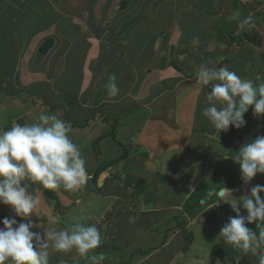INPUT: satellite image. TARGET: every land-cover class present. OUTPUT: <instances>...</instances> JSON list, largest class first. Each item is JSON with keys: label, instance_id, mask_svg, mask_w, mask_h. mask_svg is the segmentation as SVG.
<instances>
[{"label": "crops", "instance_id": "crops-1", "mask_svg": "<svg viewBox=\"0 0 264 264\" xmlns=\"http://www.w3.org/2000/svg\"><path fill=\"white\" fill-rule=\"evenodd\" d=\"M24 1L26 0H0V70L5 67L6 71L9 72L6 75L0 71L2 80L0 81V108L3 110L9 109L15 105L13 101L20 99L22 101L27 99L22 105L26 106L30 99L35 101L34 97L37 93L39 96H43L44 103H47V95L40 94L38 87L32 89V86L36 84L50 85V94H57L64 102L60 111H62L65 118H69L67 121L72 125V134L76 135L75 139L81 140L83 131H88L90 139L96 141L100 138H105L103 135L106 132L99 136L91 135L97 129L93 124L88 123L85 127L81 126L83 119L87 117L89 122L102 115L103 118L100 119V122L107 124V120H105L107 114L111 117L117 115L119 120L122 118L123 122L131 124L132 113L130 112L136 110V108L132 107L145 106L150 108L158 100L165 99L172 100L165 112L166 115L159 119L158 114L160 113L155 115L154 112L152 121H162L170 130H175L172 129L169 121L176 116L179 124L182 123L187 127L190 125L189 128L191 129V125L196 118L198 106L200 103H207L201 97L204 88L197 81L198 67L201 63H208L210 66V63L215 62L216 65L219 64L218 67H222V64L227 65L238 76H240L238 71L240 68H251L253 70V67L260 66L259 72L253 71V74H256V80L264 83V80H261L263 78L261 71L264 69V64L262 66L264 48L258 47L256 45V37L252 36L251 42H240L242 46L247 48L249 53L244 54V51L238 49V51H233V53L238 52L243 56L233 54L235 59L229 57L227 53L229 40L227 33H220L222 31L218 25L216 23L213 24V18H215L213 13L215 9L212 7L213 0H207L201 4L192 0L193 3L186 2L181 7L178 6L176 0H165L167 4L163 10L169 12V19L166 25L168 26L167 31L162 32L165 39H159L161 34L157 36L155 41L150 43L149 52L147 36L134 38L132 33L133 28L137 24H141V16L145 15L143 10L145 9L146 0H129L127 7L123 9L120 8V0H28L25 11H23L22 4ZM196 4L201 5L203 9L201 10L202 12L193 17L192 14L195 8L198 7ZM175 7L177 12L174 11ZM209 9L212 11H209ZM16 10L20 12L19 15H17ZM188 11L191 13L190 17L187 15ZM206 13L210 22L205 23L203 28H198V30L192 32L191 37H187V28L196 26V22L193 19L200 21V19L206 18ZM219 15L220 13H218ZM62 21H68V25L63 24ZM17 23L18 26H16ZM65 29H70L71 33H68L70 40L63 48L60 44ZM241 29L239 30L241 31ZM122 32H126L128 36H122ZM218 33L220 34L218 35ZM153 35L154 33H149V36ZM6 37L13 40V43L7 47L2 42ZM47 37H52V46L46 53L39 52L38 60L40 56H43L41 58L42 62L47 59L49 61L48 64L44 63L41 70L37 69L35 66H38L40 59L39 62L37 60L34 64L30 66L27 64L26 66L25 62H23L24 59L28 60L26 56L30 54L31 56L29 57L32 60V56L36 52L35 47L37 48ZM35 40L39 44H36ZM134 47L137 48L136 52L134 50L135 53L131 49ZM231 53L229 52V54ZM70 55L71 58L67 62L71 61V63L68 64L66 60ZM156 56L162 57L157 62L152 63L151 61ZM56 60H58V63L55 62ZM26 62L28 63V61ZM76 66L80 68L81 74L76 81H67L68 88L66 87L62 90L60 80L63 78L65 81L69 68H75ZM16 75H18V78H16ZM113 75L116 77V83L119 88V92L115 96L110 95L107 88L109 77ZM240 77L243 79V76ZM12 84L13 87H8V85ZM156 84L160 85L158 89H155ZM21 87L22 89L26 88V90L21 91ZM19 91L22 92V96L24 95L23 98ZM74 104L78 105V109H71ZM103 104L105 108L102 109ZM103 111L107 112V114L105 115ZM125 115H127L126 117L130 116L124 119ZM0 118H3V115ZM147 119L149 120V116L135 119V121L142 122V124L136 130L132 129L130 125V131L132 132L127 133V137L140 132ZM244 119L247 122L246 126L243 127L244 133L247 134L246 130L249 127L257 133V136H261L252 125L254 124L253 122L257 120L263 121L264 119H254L251 122V120L246 118V115ZM1 122H4L3 127L0 126L1 129L10 130L8 129L9 124L12 126L14 123L24 124L28 122V112L15 113L10 122L0 120ZM196 124L197 127L198 123ZM243 128L235 129L238 137L235 145L238 150L244 144L242 138ZM230 130H233V128ZM200 133L204 134L201 130ZM199 135L206 148H209L210 139L218 141L224 149L223 156H227L228 146L227 143H223L219 130H210L208 138L201 134ZM80 142L77 145L81 146ZM186 145L189 147L188 140ZM139 150L141 149L134 151L137 152L135 156L140 154L138 157L133 155L129 156V158H141L142 161L139 165L144 167H142L141 171L132 170L135 175L137 174L133 177L145 176L144 174L155 172L146 168L147 158L143 159L141 156L142 151ZM121 172L125 174L127 169H123ZM111 177H106L104 184L107 180H110L108 184H111ZM115 186L116 183L107 191H99L100 194L98 195L100 197L109 196L110 193L106 194V192H110ZM42 189V186H35L34 189L30 188L35 194L39 191L38 196L40 194L43 196L44 192ZM63 190L61 188L56 191L59 196L63 195L65 200L83 201L84 196L75 198L74 194L76 192H74L73 196L71 192L69 197L72 200L69 199ZM126 191L131 193L130 189ZM189 192L190 189L187 193L185 192V197H187ZM143 195L145 197V193ZM128 197V199L122 197L106 208L109 205L108 203L102 213L104 218L102 221H105V219H109L110 210L114 207L117 208L118 217L115 218V221H112L110 236L109 232L105 235L106 238L108 237L109 243L114 248H118L120 253L116 257H121L122 264H126L124 263L125 261H127V264H164L162 260L159 261L160 263L155 260V257L158 258L160 255V257H164L165 264H180L182 256H179V254L183 253L180 251L179 246L173 248L176 237H170L167 243L158 244V242L154 248L147 246L146 251H143L142 247L147 242L144 237L145 233L161 220L160 218L155 219L153 215H148V213L170 212L172 205L169 204V207L163 210L152 205L147 206L149 202H146L141 195L137 199L133 198L132 195ZM184 202H186L184 199H175L173 201L175 209L184 204ZM51 204L54 206L53 203ZM184 213H186V210ZM132 234L137 235V238H134ZM151 240L152 237L149 238L147 245ZM129 243L137 248L140 245L139 250L141 252L137 259H133L132 249L130 248L127 252H131L130 255L123 254L129 247L127 245ZM154 253L155 255L152 256ZM72 258L81 260L79 256H72Z\"/></svg>", "mask_w": 264, "mask_h": 264}, {"label": "rangeland", "instance_id": "rangeland-1", "mask_svg": "<svg viewBox=\"0 0 264 264\" xmlns=\"http://www.w3.org/2000/svg\"><path fill=\"white\" fill-rule=\"evenodd\" d=\"M170 1V0H168ZM178 3V6L181 7L186 3L187 0H176ZM179 1V2H178ZM200 3H205L207 0H198ZM214 3L212 4L214 17L213 18V24L216 23L221 30L231 31L239 30L242 28L243 25H246L243 23V21L251 17V23L257 22L258 24H262L264 19V0H213ZM28 3V0L24 1L22 4L23 11H25L26 4ZM167 4V1L165 0H146L144 4V10L145 15L141 16V24H137L132 30V33L134 35V38H138L142 36H147V47L149 52V45L150 43H153L157 36H160L159 39H165L164 34L162 32L167 31L168 26L167 21L169 19V12L167 10H163L165 5ZM177 5V4H176ZM219 9V10H218ZM161 11V12H160ZM174 11H176V7L174 8ZM180 11V10H179ZM178 11V12H179ZM209 11H212L209 9ZM17 15L20 14L18 10H16ZM218 13L220 15L218 16ZM189 11L187 15L190 17ZM197 14L194 11L192 16L195 17ZM229 17H232L233 19L237 20L238 18V24L232 20L229 19ZM243 17H245L243 19ZM198 20V19H197ZM199 21V20H198ZM226 21V24L224 23ZM210 22L208 14L206 13V18L200 19V21L196 24V26L187 28L186 30V36L191 37L192 32H195L202 26L204 27V24ZM63 24L68 25V21H62ZM18 26V23L16 24ZM209 27V26H208ZM162 29V30H161ZM201 29V28H200ZM154 33L153 36H149V33ZM71 33L70 29H65V33L62 35V41L60 46L65 48L66 44L70 40L69 34ZM122 36L127 37L128 34L126 32L121 33ZM5 47L9 46L11 43H13V40L9 37L4 40H2ZM36 44L38 43L36 40L34 41ZM1 43V42H0ZM39 44V43H38ZM242 45V44H241ZM244 49V46H242ZM133 50V53L137 51V48H131ZM36 50V52H35ZM35 54L31 56L30 54L26 57L28 60L24 59L23 62L27 66V64L30 66L31 64H34L38 60L39 57V51L35 47ZM135 50V52H134ZM147 52V53H148ZM248 52V51H247ZM249 53V52H248ZM43 56H40V59ZM162 56H156L155 59H153L151 62H157L159 58ZM71 58V55L67 58ZM39 59V60H40ZM39 60L37 62H39ZM28 61V63L26 62ZM48 60L45 59V62H42V59L38 66H35L37 69L41 70L44 63L48 64ZM58 63V60L55 61ZM68 64L71 63V61L67 62ZM215 65L216 67L219 66V64H215V62L210 63V66ZM22 66V64H21ZM225 66V65H221ZM1 72L4 74H8L9 72L6 71L5 67H2ZM25 71V70H23ZM245 72H247V75L244 77L249 78L252 80L255 84H258L255 79L256 74H253V70L245 69ZM259 72V71H258ZM80 68H69L68 73V81H76L80 75ZM261 76L264 77V69L261 71ZM16 78H18V75H16ZM62 80V79H61ZM0 81L1 78H0ZM40 85V86H39ZM43 84H36L32 86V89H35L38 87V89L43 88ZM8 87H13L12 85H8ZM160 87L159 84L155 85V89H158ZM45 91L44 94L47 95L46 101L47 103H44V100L42 99L43 96H39L38 93L35 95L34 99H30L26 106H22L25 101L16 100L13 101L15 105H13L11 108L3 110L0 108V116L3 115V118H0V120H4L6 122H10L11 119L14 117L15 113H21V112H28V122H34L36 121L41 114H48V115H59L61 118H63L64 114L62 111H60L62 106L64 105V102L62 101V98H59L57 94L53 93L50 94V88L45 84L44 88ZM210 89L204 88L202 90L201 97L206 100V92ZM40 91V90H39ZM21 97L23 98L24 95ZM43 95V93H42ZM51 95V96H50ZM6 100V99H5ZM172 100H158V102H155L150 108L145 106H137L132 107L136 108V110L131 111V124L129 122H123L122 118L119 120V122L114 123V121L110 120V122L103 123L100 122V119H102V115H99L98 118L95 120H90L88 123L93 124L97 129L92 132V136H99L102 133H107L108 135L105 138H100L99 140H93L90 139V134L88 131H83V137L81 140L75 139L74 134L71 132V137L73 139V142L78 144L79 141L81 146L78 145L81 149V152L83 156L86 159V170H87V180L85 184L82 185V188H79L76 191H67L63 190L69 199L72 200V196L74 192L75 198L83 196V201L76 200L75 201H67L63 197V195L59 196V201L61 205L56 209L54 206H52L51 202L47 200L46 196L43 194V196L40 194L39 198L41 201L40 209L38 212L37 217L35 214H32L29 219L33 221H39L45 224L46 226H51L53 222H56L57 227H69L70 225L74 223H83L86 226L94 224L101 232V235H103L102 239H104V236L107 232H109V236L111 233V224L112 221H115V218L118 217V212H116V207L110 210L109 213V219L104 220L102 213L104 211V207L109 203L107 207H109L114 201L119 200L120 198L124 197L127 198L129 195H132L131 193L127 192L125 188H123V184L121 185L119 181L121 179L126 182L129 178L136 176L135 173L132 170L141 171L142 167L139 163L142 161L141 158H132L127 159L125 162V169H127V172L125 174H122L121 178L119 175V170L123 168V163H120L119 165L115 164L114 172H111L112 168H107V171L104 176L111 177L112 173H115L114 175H117V178L113 175L111 179V184H108L110 180H107L105 184L102 186L95 183V180H90L88 178V174L95 175L97 172V168L102 163H108L110 159L114 157H118L120 154H123L124 148L118 144V140L121 142H124V144H127L130 142V151L132 152L130 156L138 157L137 152H134L137 149H141L139 151L147 152L148 158L146 159V168L150 169L152 171L159 170L162 174H167L169 178L163 181H158V183H152L150 181V177H156L157 173L150 172L148 174H144L145 176L149 177L148 181L152 183V186L149 187V189L145 192V196L148 195L149 199L147 198V202H149L147 206H155L162 208L163 210L169 207V204L172 205V208L170 212H158L154 213L153 216L155 219L160 218V224L156 226L155 230H151L153 233H150V231L146 232L144 237L147 239V242L149 241V238L152 237V240L148 243L147 242L142 246L143 251L147 250V246H150L151 248H154L156 244H161L162 241H164L169 234L171 233L170 227H175L177 224H179V221L181 222L179 227L177 229H184L183 234L180 233L181 238L174 244L173 248L175 246H178L180 243V251L183 254L181 255V263L180 264H224L219 260L218 257L211 255V248L212 245L216 242V238L218 235H220V231L223 228V226L229 221V218L231 216V205L228 203H225L224 200L230 197V193L226 192L225 197H218L216 195H213L211 197H208L207 193L209 191L213 192H219L221 189L227 188L229 190H232V194L235 198L239 199L241 196L247 194L252 186H255L257 184L264 185V174H258L249 185H244L241 180V174H240V166L237 163H234L232 159L227 161H219L215 160L211 162L212 167H219V169H216V172H209L208 169L205 172L206 167V160L208 157L211 156L212 152L213 154H217V152H220L223 150L221 147L222 145L219 144L216 140H209V147L206 148L201 144V137L199 134L203 135L204 137L208 138V133L210 130H214L215 128L212 126V124L207 120V118H204L202 115V108L207 106V103L201 106V108L198 110V114L195 115L197 120H194V123L191 125V129L189 128L190 125L184 126L182 123L179 124V121L177 120V117L174 116L173 120H170V124L172 129L167 127L165 123H162V121L156 120L152 121L154 119L153 115L154 112L160 113L158 114V118L160 119L163 115H166L165 112L169 107V104ZM172 103V102H171ZM2 105V104H1ZM3 106V105H2ZM27 108V109H26ZM72 110L78 109V105L74 104V106H71ZM251 108H249L250 110ZM157 115V114H156ZM246 118L249 120L257 119L254 118L252 109L249 113H246ZM109 116V115H108ZM127 115H125V118ZM146 116H149V120L147 119L141 128L140 132L135 133V135H131V137H127V133L132 132V129H136L137 126H139L140 122L135 121V119H141L145 118ZM261 119H264V117H260ZM69 119L68 117H64V120L67 121ZM110 119H114V117H110ZM119 119V118H118ZM157 119V118H156ZM109 120V118H107ZM104 121V120H102ZM112 121V122H111ZM143 121V120H141ZM68 122V121H67ZM3 123H0V126L3 127ZM196 123H199V126L196 127ZM114 125H117L116 129L113 128ZM131 125V126H130ZM262 125L264 127V120L262 121ZM11 124H9L8 129H11ZM167 127V128H166ZM177 127V128H176ZM187 127V128H186ZM1 129V128H0ZM113 129H115V132L113 133ZM210 129V130H209ZM4 130V129H2ZM200 130L204 132V134L200 133ZM247 134L244 133V128L242 129L243 132V140L244 144L249 143L253 140L254 137L257 136V133L254 132L252 129L247 127ZM233 137L234 141L232 143V149L234 154V147L237 140V133H234L233 131L230 132ZM210 135V134H209ZM230 135V134H228ZM80 136V135H77ZM154 139V140H153ZM77 140V141H76ZM189 141L190 147H187L186 141ZM132 143V144H131ZM216 158V157H214ZM221 159H223L221 157ZM204 161V164L202 162ZM209 161V159H208ZM122 167V168H121ZM210 167V165H209ZM118 170V173L116 171ZM238 170V173H236ZM203 174V175H200ZM237 175H236V174ZM111 174V175H110ZM191 175L189 181L188 179L185 180L186 177L183 175ZM103 176V178H104ZM159 176V174H158ZM194 176V177H193ZM203 176V179H202ZM201 178V184L193 196L194 200H199L196 204L188 205L192 200L190 198L192 196L194 189L192 192H190L187 197L185 192L187 193L192 186V184L198 180V178ZM197 178V179H196ZM118 179V181H117ZM192 182V183H190ZM29 183L30 188H35V186H42L39 183ZM116 183V186L113 187V189L110 192H106V194L110 193L109 196L106 197H100L98 194H100L99 191H107L112 188V186ZM198 183V181H197ZM169 184V185H168ZM99 185V187H98ZM170 188L171 190L167 191V188ZM240 186L241 190L236 193L234 191V186ZM217 186H220V189L217 191ZM43 187V186H42ZM44 188V187H43ZM233 188V189H232ZM45 189V188H44ZM43 190V189H42ZM40 192L37 191V195ZM65 194V195H66ZM155 194L163 195L166 200L163 202L162 199H157ZM200 195V196H199ZM199 196V198L197 197ZM141 197L143 198L144 195ZM196 197V198H195ZM129 198V197H128ZM127 198V199H128ZM145 198V197H144ZM177 198L184 199V201H188L187 204V212L183 213L180 210H174V203L173 201ZM74 199V197H73ZM156 199V200H155ZM161 200V201H159ZM206 200V203L202 204L201 201ZM179 202V201H177ZM217 203H219L216 207H214ZM185 209V205H182ZM208 206V207H207ZM193 208V209H190ZM204 207H206L204 209ZM213 207V208H212ZM9 208V211H8ZM11 206L8 205H2L0 204V220H2L4 217L8 218H15L17 220V223L24 222L26 223L27 220H23L22 218L16 216L14 210L10 211ZM204 209L203 212H200V210ZM242 212H245L243 209ZM170 213V214H169ZM193 213V214H192ZM195 216V218H194ZM177 217V219H176ZM108 218V217H107ZM168 218V220H167ZM166 220V221H165ZM0 227H2V224H0ZM35 230V229H34ZM42 231V229L40 230ZM184 232H193L194 234V240L192 242V245L185 250V239H184ZM134 238H137V235L132 234ZM108 237L106 238V241L102 243V245L94 250V253H99L105 256V260L103 264H122L121 257H116L119 255V251L117 247H113L111 243H109ZM182 242V244H181ZM184 244V245H183ZM129 247L127 248L126 252L123 253L125 255H130V253H127L129 248L132 249V255L133 259H137L140 254V245L137 248L135 245H131V243L127 244ZM117 251V252H116ZM162 251V250H158ZM186 252V253H184ZM155 253L152 255L154 256ZM72 256H77L75 252L65 254V253H59V252H51L50 258H49V264H90V262L84 258H81V260H75L72 258ZM111 258V259H109ZM123 258V257H122ZM258 257H254L251 255L249 256L248 253H240L235 254V259L232 260L229 264H258L257 262ZM155 260L160 263L159 261H163L165 264L164 257H160V255L155 257ZM124 263L127 264V261ZM174 263V262H173ZM130 264V263H129Z\"/></svg>", "mask_w": 264, "mask_h": 264}, {"label": "clouds", "instance_id": "clouds-1", "mask_svg": "<svg viewBox=\"0 0 264 264\" xmlns=\"http://www.w3.org/2000/svg\"><path fill=\"white\" fill-rule=\"evenodd\" d=\"M250 21L251 17H248L243 23L250 24ZM197 81L202 88L210 89L206 92L207 106L202 109V115L219 132L229 131L230 126L237 130L245 127L247 122L244 116L249 108L254 117H264V83L255 84L250 79H242L227 65L216 67L208 63L199 65ZM107 88L110 95L118 94L114 75L109 77ZM71 132L70 122L59 115L48 114H41L34 122L14 123L7 131L0 129V204L11 206L16 216L27 220L26 223H17L15 218L8 217L0 220V264H49L53 251L65 254L75 252L90 264H103L105 256L94 253V250L106 241V237L102 239L103 235L94 224L86 226L74 223L69 227H57L56 222L46 226L29 219L32 214L39 217L41 201L30 190L28 182L39 183L51 190L63 188L76 191L87 180L86 159L80 147L73 142ZM105 134L104 137L107 136ZM231 159L240 166L243 184L249 185L258 174H264V135L243 144L237 153L232 154ZM114 166H107L100 175L105 174L109 167L114 172ZM117 175L114 176L117 178ZM94 176L88 174L90 180ZM106 177L101 180L102 186ZM194 187L193 183L190 192ZM233 188L236 193L241 190L238 185ZM225 191L231 195L224 202L231 205L235 215L229 218L220 231L223 242L240 248L244 253H252L258 257V264H264V231L257 233L248 227L252 223H264V185L252 186L239 199L227 188L219 192L209 191L207 195L225 197ZM201 203H206V200ZM186 204L187 201L182 204L185 209L181 205L182 209L178 206L174 210L187 212ZM242 209L246 215L242 214ZM156 224L158 226L160 222ZM156 226L151 230H155ZM177 228H172L162 243H167L170 237H176V243L184 231ZM151 230L148 231L153 233ZM184 233L185 239L188 232ZM191 245L186 246L185 241V250ZM178 246L180 248V243Z\"/></svg>", "mask_w": 264, "mask_h": 264}, {"label": "trees", "instance_id": "trees-1", "mask_svg": "<svg viewBox=\"0 0 264 264\" xmlns=\"http://www.w3.org/2000/svg\"><path fill=\"white\" fill-rule=\"evenodd\" d=\"M193 1H196V2H198V4H201L198 0H193ZM193 1L192 0H187L186 2L193 3ZM128 3H129V0H120V8L121 9L126 8L127 5H128ZM198 4H196V6H198V7L195 8V10H194L196 12V14H199L200 12H202L201 10L203 9L202 6L201 5H198ZM244 18L245 17H243V19ZM193 20H194V22H196V24L199 22L195 18ZM231 20L234 21V22H236V23H238V18H237V20H235V18L234 19L232 18ZM224 23L226 24V21ZM200 28H202V26ZM221 31L222 32H220V33H227V36H228V39H229L228 40V44H227V46H228L227 47V49H228L227 50V53H228L229 57H231L233 59H235V57L233 56V54H236L237 56H239V55L240 56H243L242 54H240L238 52L233 53V51H238V49L240 51H244V54H247V51H248L247 48L244 47V49H243L242 48V45L240 44V42H242V41H244V42H247V41L248 42H251L252 36H255L256 37V45L258 47L262 48V49L264 48V19H263L262 24H258L257 22H252V23L250 22V24L243 25V28L241 29V31L240 30H234V29H232L231 31H226V30H221ZM220 33H218V35ZM22 45H23V43H22ZM51 46H52V37H47V38H45L39 44V46L37 47V49L41 53H46L51 48ZM229 52H232V53L229 54ZM263 64H264V61H262V66H263ZM245 69L246 68H244V69H241L240 68L238 70L239 71V75L240 76H243V79H246V77H244V76L247 75V72H245ZM247 69L251 70V68H247ZM260 69H261L260 66L253 67V71L256 72V73H258V71ZM68 73H69V70L66 73V80L65 81H64L63 78H62V80H60V84H61L60 86H61V89L62 90H64L66 87L68 88V85L66 84V82L68 81ZM261 80H264V77ZM256 82L259 84L262 81L260 82V80H258ZM107 84H108V82H107ZM44 86H43V88H44ZM47 86H49V88H50V85H47ZM43 88L42 89H38V90H40L39 91L40 94H42V93L44 94V92H46L45 89H43ZM24 90H26V88L22 89V87H21V91H24ZM27 90H29V89H27ZM31 91H33V90H31ZM28 92H30V90ZM202 105L204 107L205 104L200 103V105L198 106V108L200 109ZM101 108L102 109L105 108L104 104L102 105ZM198 108H197L196 115L198 114V110H199ZM250 111H251V109L248 111V113ZM103 113L105 115L107 114V112H105V111H103ZM156 114H157V112H155V115ZM110 117L111 116L110 115L108 116V114H107L106 117H105V120H107V118H109V120H107V122H110V120L114 121V123H115V121H116V123L119 122V119H118V116L117 115H114V119H110ZM204 118H206V117H204ZM63 119H64V117H63ZM195 119L197 120V118H195ZM257 119H260V118H257ZM251 122H252V120H251ZM253 123L254 124L252 125V127L256 131H258L261 135H264V127L262 125V121L257 120V121H255ZM141 124H142V122H140V124H139V126H137V128L140 127ZM86 125H88V117L85 118V119H83V121L81 123V126L82 127H85ZM198 126H199V123H198ZM73 127H75V126L73 125ZM116 127H117V125H114L113 128L116 129ZM231 128L232 127L230 126V129ZM115 129H113V133L115 132ZM232 131L234 133H236L235 128H233V130H229L227 132H220V135H221V138L223 140V143H227V146H228L227 147V151H226L227 152L226 153L227 156H223L224 149L221 150L220 152H217V154H213L212 152H210L211 153V156L208 157L207 160H206V162H205L206 163L205 172L208 169L209 172L215 173L216 172V169H219V167H212V164H211V162L215 161L216 159L219 160V161H227V160H230L231 159V156L233 154V152H232L233 151V149H232V143L234 141V137L230 133ZM228 134H230V135H228ZM105 135H108V134L106 133ZM118 144L121 145L124 148L123 149L124 150L123 151L124 153L123 154H120L118 157H114V158L110 159L108 163L105 162V163H102L101 165H99V167L97 168V172L95 173V176H94V180H95L96 185H97V181H98V176L100 175V173L107 166H109V165H115V164L119 165L120 163H123V165H124L125 162H126V160L129 159V156L131 154V151L129 153L130 144L129 143L124 144V142H121L120 140H118ZM201 144H203V146L206 147V145L203 142H201ZM189 147H190V144H189ZM209 147H214V146L211 145ZM238 151L239 150H238L237 146L235 145V147H234V154L237 153ZM141 156H142L143 159L144 158H148V153L147 152H143L141 154ZM214 157H216V158H214ZM221 157L223 159H221ZM208 159H209V161H208ZM202 164H204V161L202 162ZM209 165H210V167H209ZM123 169H125V165L123 166V168L121 169V171ZM121 171L119 170V173H118V170L116 171V173H118V175L120 176V178H121V174H120ZM154 173H157V176L155 178L154 177H150V181L152 183H158V181H163L165 179L167 180L169 178V176L167 174H162L159 170H156ZM236 173H238V170H237ZM158 174H159V176H158ZM200 175H203V174L200 173ZM183 176L186 177L185 180L188 179L187 181H189V179L191 177V175L189 176V175H186V174L183 175ZM148 179H149V177H145V176L140 175L139 177H131L126 182H124L122 179L120 181V179H119V182H120L121 185L123 184V188H125L126 190L129 191V189H130L133 198L135 197L137 199L138 196H140L143 193H145L149 189V187L152 186V183L150 181H148ZM202 179H203V176H202ZM202 179L201 178H198V180H196L194 182L195 190L193 191L192 196L190 197V198H192L191 199L192 201L189 204H188V202L190 200L187 201V204L188 205L196 204L199 201V200H194L193 196L197 192V190H198V188H199V186L201 184ZM197 181H198V183H197ZM190 183H192V182H190ZM171 187H172V185L169 188H167V191L168 190H171L170 189ZM219 189H220V186H217L216 190L218 191ZM43 192H44V195L46 196V198L51 203H53V205H54V207L56 209H57V207H59L61 205L60 204V201H59V197H58V195L56 193V190H51V189H47V188L44 189L43 188ZM155 196H156L157 199H160L161 198L163 202L166 200V198L163 195H159V194L156 195L155 194ZM199 196H197V197L199 198ZM148 197H149L148 195L145 196V201L146 202H147V198ZM159 201H161V200H159ZM205 208L206 207H204V209ZM190 209H193V208L190 207ZM201 211H203V209L200 210V212ZM230 213H231V216L232 217L235 215V213L233 211H231ZM242 214L246 215V212H242ZM176 219H177V217H176ZM180 223L181 222L179 221V224H177L175 227H170V231L172 230V228H177L179 225H181ZM248 227L251 230H253L254 232H257V233H259L261 231H264V223H260V224L252 223V224H249ZM193 240H194V234H193V232H190L189 234H187L185 236L186 246L192 244ZM210 251H211V255L218 257L219 260L221 262H223L224 264H229L232 260H234L235 259V254H237V253L238 254L244 253L243 250H241L240 248L234 247L233 245H230V244H225L223 242V237L220 236V235L217 236L216 242L212 245V248H211ZM248 254H249V256L251 255V257L253 256L252 253H248Z\"/></svg>", "mask_w": 264, "mask_h": 264}, {"label": "water", "instance_id": "water-1", "mask_svg": "<svg viewBox=\"0 0 264 264\" xmlns=\"http://www.w3.org/2000/svg\"><path fill=\"white\" fill-rule=\"evenodd\" d=\"M102 178H103V174H101V175H100V178H99L100 180H99V183H98V184H100V185L102 184V181H101ZM225 193H226V191H225Z\"/></svg>", "mask_w": 264, "mask_h": 264}, {"label": "bare ground", "instance_id": "bare-ground-1", "mask_svg": "<svg viewBox=\"0 0 264 264\" xmlns=\"http://www.w3.org/2000/svg\"><path fill=\"white\" fill-rule=\"evenodd\" d=\"M104 179V178H103Z\"/></svg>", "mask_w": 264, "mask_h": 264}]
</instances>
